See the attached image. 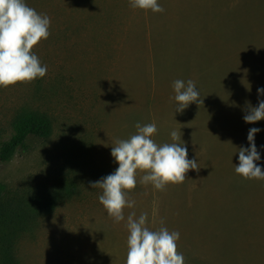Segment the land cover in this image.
Returning a JSON list of instances; mask_svg holds the SVG:
<instances>
[{"label": "rangeland", "instance_id": "374dc122", "mask_svg": "<svg viewBox=\"0 0 264 264\" xmlns=\"http://www.w3.org/2000/svg\"><path fill=\"white\" fill-rule=\"evenodd\" d=\"M25 3L51 20L33 49L47 73L0 88V147L24 116L47 119L51 134L0 163V264H126L132 212L178 231L185 264H264V181L235 172L251 128L264 171V120L244 121L246 101L264 100V0H158L162 13L129 0ZM178 79L203 103L176 113ZM153 122L159 145L181 130L200 169L163 191L138 172L117 223L90 184L117 170L116 140Z\"/></svg>", "mask_w": 264, "mask_h": 264}, {"label": "clouds", "instance_id": "9594fccd", "mask_svg": "<svg viewBox=\"0 0 264 264\" xmlns=\"http://www.w3.org/2000/svg\"><path fill=\"white\" fill-rule=\"evenodd\" d=\"M133 9L164 12L158 0H129ZM51 20L46 14L38 13L29 7L25 0H0V88L16 84L34 82L45 77L47 66L42 65L33 49L49 36ZM174 99L177 102L176 113H182L190 104H201L203 100L191 79L173 82ZM258 96L264 95V88L258 89ZM247 111L244 121L255 124L264 120V100L258 107H252L246 101ZM137 132L126 140H116L111 156L118 163L117 170L101 181L91 183L92 188L102 189L99 202L107 210L109 217L119 223L125 219L126 208H133L135 201L127 193L137 186V173H145L141 183H151L156 190L163 191L169 184H183L190 170L199 171L196 160L188 159V149L181 141V130L171 132L172 143L159 145L153 137L157 134L156 123L136 124ZM258 128L249 130L247 140L250 148H239V164L235 172L246 180L264 181V171L257 165L260 154L255 144ZM231 143V142H230ZM147 213L136 218L135 212L127 217L128 251L126 264H185V258L178 252V231H169L164 227L150 230L146 226Z\"/></svg>", "mask_w": 264, "mask_h": 264}, {"label": "trees", "instance_id": "16d2710c", "mask_svg": "<svg viewBox=\"0 0 264 264\" xmlns=\"http://www.w3.org/2000/svg\"><path fill=\"white\" fill-rule=\"evenodd\" d=\"M51 134L49 121L40 116H24L14 123V134L9 141L0 147V163H8L12 160L19 148H22L29 137L40 139L48 138ZM2 195L0 193V201Z\"/></svg>", "mask_w": 264, "mask_h": 264}]
</instances>
